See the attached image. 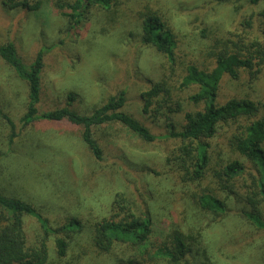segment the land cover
<instances>
[{
	"label": "rangeland",
	"instance_id": "374dc122",
	"mask_svg": "<svg viewBox=\"0 0 264 264\" xmlns=\"http://www.w3.org/2000/svg\"><path fill=\"white\" fill-rule=\"evenodd\" d=\"M51 3L33 14L8 11L0 0V47L12 43L25 66L34 61L39 51H45L39 114L65 107L72 93L77 97L72 108L86 115L96 105L125 91L124 112L156 136L165 135L166 127L144 116L140 94L161 73L163 59L141 43V14L153 12L167 21L176 37L180 66L195 62L202 69H210L213 61L205 58L206 53L219 50L225 41H263L264 20L260 14L264 2L250 5L246 0H114L115 15L101 18L91 11L88 21L74 29ZM245 80L246 76L239 82L224 78L219 104L252 95L264 105V67L259 83L248 84ZM27 104V84L0 59V191L29 203L46 220L44 228L37 219L23 218L27 246L35 249L46 245L50 264H165L155 256L151 260L137 258L124 247L116 248L111 255H100L85 244L82 235L73 234H69L74 243L68 247L66 257L60 262L54 260L55 241L66 238L61 229L68 220L77 217L85 224L106 215L115 195L121 192L137 202L140 211L148 209L160 230L166 229L169 221L181 226L188 222L190 214L191 222L200 220L202 238L214 244L213 264H264V231L242 218L241 204L232 202L230 212L217 216L202 214L194 203L190 211H184L186 195L180 192L183 188L178 182L174 199L169 197L170 185L166 186L160 158L166 157L177 142L146 144L115 125L109 128L113 141L103 142L104 162L96 163L81 142L79 128L67 124L23 128L21 118ZM176 120L182 125L180 116ZM36 130L43 139H36ZM13 133L17 136L10 143ZM37 140L46 151L34 149ZM210 145L213 149L219 146L224 154L228 152V139H215ZM190 190L193 198L202 190H214V186L208 183L202 188L191 186ZM187 264L199 262L190 260Z\"/></svg>",
	"mask_w": 264,
	"mask_h": 264
},
{
	"label": "trees",
	"instance_id": "16d2710c",
	"mask_svg": "<svg viewBox=\"0 0 264 264\" xmlns=\"http://www.w3.org/2000/svg\"><path fill=\"white\" fill-rule=\"evenodd\" d=\"M227 1L216 0L218 3ZM246 1L250 5L264 2ZM1 2L8 11L23 10L33 14H37L47 2H52L55 10L62 12L61 16L67 20L70 29L85 24L91 11L97 12L101 18L115 15L117 11V4L113 6L114 0ZM260 18L264 20V11ZM138 29L142 45L154 50L163 59L161 73L148 90L140 94V100L144 116L152 123L164 124L165 135L152 134L142 123L124 112L127 102L125 91L96 105L86 115H80L72 108L77 103V97L72 93L67 96L65 107L39 114L37 108L45 51H39L34 61L25 66L14 45L8 43L0 47V59L28 86V104L21 118L22 127L67 124L79 128L82 144L100 164L104 162L103 142L113 141L109 128L115 125L146 144L175 141L177 146L166 157L160 158L166 186L170 185L169 197L174 199V189L177 190L179 185L183 188L180 192L186 195L182 202L184 211L187 208L190 211L194 203L205 215L226 214L231 211L229 205L232 202L241 204L242 218L255 229L264 231V105L252 95L230 98L223 104L218 102L224 78L239 82L242 76H246L248 84L260 80L264 67V27L261 33L263 41L239 44L228 40L219 50L206 53L205 58L213 61L210 69H202L195 62L180 66L175 34L161 15L153 12L141 14ZM179 116L182 125L176 120ZM7 122L13 129V123L9 119ZM35 135L36 139H43L42 133L37 130ZM16 136L12 134L10 143ZM223 138L228 139V152L225 154L219 146L213 149L210 145L212 140ZM34 145L37 152L46 151L38 140ZM242 161L248 162L249 166L246 167ZM240 181L242 188L238 186ZM208 183L214 186V190H202L191 198V186L202 188ZM67 193L70 191L67 190ZM114 198L104 216L93 221L89 219L85 224L77 217L68 220L61 229L66 238L55 241L54 260L60 262L66 257L68 247L74 243L69 234H73L75 237L82 235L85 244L100 255H111L116 248L124 247L137 258L151 260L155 256L165 264H187L190 260L213 264L214 244L202 238L204 231L200 220L191 222L193 217L190 214L189 223L186 221L180 226L169 221L165 224L166 229L160 230L154 225L148 209L140 211L137 202L124 192ZM25 217L37 219L42 227H46V220L32 205L0 191V264H50L46 245L41 244L35 249L27 246Z\"/></svg>",
	"mask_w": 264,
	"mask_h": 264
}]
</instances>
